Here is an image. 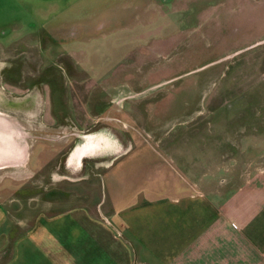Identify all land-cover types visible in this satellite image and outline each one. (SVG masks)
Returning <instances> with one entry per match:
<instances>
[{"label":"rangeland","instance_id":"obj_1","mask_svg":"<svg viewBox=\"0 0 264 264\" xmlns=\"http://www.w3.org/2000/svg\"><path fill=\"white\" fill-rule=\"evenodd\" d=\"M22 1L13 0L6 13L9 19L0 21V42L8 45L0 50V123L12 126L24 160H37L43 147L45 157L61 160L75 138L74 123L67 116L69 87L76 78H84L101 84L91 96L95 121L135 125L129 128L132 146L112 160L165 161L174 171L165 172L166 179L190 190L199 188L196 176L203 167L194 161L184 172L176 160H223L216 170L220 175L207 183L210 189L219 177L230 178L233 172L235 179L245 178L250 168L262 167L256 165L260 160H230L264 155V150L231 149L235 134L229 126L237 122L232 111L241 118L246 109L264 108L252 103L264 101V0H58L57 16L63 18L54 21L17 20L22 14L31 19L32 5L39 3ZM103 2L137 10L141 20L134 30L113 31L100 17ZM146 12L148 17L142 18ZM74 16L92 17L87 38L79 34L76 22L67 20ZM50 26L68 32L51 53L42 51L43 36L38 32ZM48 88L55 96L53 103L65 110L56 116L60 127L53 132L47 126L50 119L42 116V94L48 103ZM258 120L257 125L264 126V118ZM186 126L195 128L190 143L176 136ZM238 134L250 136L254 143L262 141L256 131ZM249 140L238 142L248 148ZM30 166L29 173H36L35 165ZM52 167L46 166L41 174ZM97 194L100 215L106 213L107 193Z\"/></svg>","mask_w":264,"mask_h":264},{"label":"crops","instance_id":"obj_2","mask_svg":"<svg viewBox=\"0 0 264 264\" xmlns=\"http://www.w3.org/2000/svg\"><path fill=\"white\" fill-rule=\"evenodd\" d=\"M12 1L0 0V21L9 19L6 13ZM103 5L100 17L113 31L134 30L135 22L141 20L137 10L121 3ZM157 5L154 3V14ZM32 7L31 19L23 14L16 19L63 18L57 16L58 0H39ZM64 13L67 15V9ZM147 13L141 17H148ZM67 20L77 23L81 36H89L92 17ZM38 32L43 36L42 51L50 53L68 33L55 26ZM6 46L0 42V50ZM11 84L17 86L18 81ZM99 85L76 78L69 87L71 111L67 116L74 123L75 138L61 160L45 157V147L37 160H24L22 147L11 135L12 126L7 121L0 123V264H264L263 152L255 157L230 158L252 160L249 164L260 160L256 165L262 167L250 168L245 178L235 179L233 172L230 178L219 177L212 189L207 183L215 180L223 160H176L184 172L194 163L203 167L196 176L199 188L192 190L166 179L165 172L174 171L164 160H112L132 146L131 126L95 121L91 96ZM47 93L48 103L42 94V116L50 119L47 126L53 132L60 127L55 124L56 116L64 109L53 103L55 96L49 95V88ZM252 103L264 105L257 99ZM234 113L230 114L237 120L229 126L235 134L231 149L264 150V126L257 125L258 119L264 118V108L246 109L241 118ZM193 129L186 126L176 136L190 143ZM247 129L261 134L262 141L254 143L250 136L238 134ZM237 137L240 142L248 139V148L240 145ZM30 164L35 165L36 173H29ZM50 164L51 171L41 174ZM60 168L62 171L56 172ZM101 190L107 193L103 202L106 213L98 215L97 193Z\"/></svg>","mask_w":264,"mask_h":264}]
</instances>
